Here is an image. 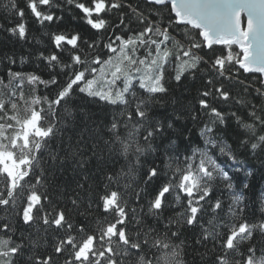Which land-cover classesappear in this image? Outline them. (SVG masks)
Listing matches in <instances>:
<instances>
[{
  "label": "snow or ice",
  "instance_id": "1",
  "mask_svg": "<svg viewBox=\"0 0 264 264\" xmlns=\"http://www.w3.org/2000/svg\"><path fill=\"white\" fill-rule=\"evenodd\" d=\"M0 13V264H264V0Z\"/></svg>",
  "mask_w": 264,
  "mask_h": 264
},
{
  "label": "trees",
  "instance_id": "2",
  "mask_svg": "<svg viewBox=\"0 0 264 264\" xmlns=\"http://www.w3.org/2000/svg\"><path fill=\"white\" fill-rule=\"evenodd\" d=\"M0 23H4L5 26H8L7 21H5V19L3 18V13H0ZM29 25L30 28L32 29V31L39 35V33L36 32V29L39 27L38 25H34L31 21H29ZM45 32L48 31V29L44 30ZM42 40V44L39 45L38 47L41 48H47L48 47V43L47 40L44 37H40ZM6 36L4 33H0V41L5 40ZM11 46V44H10ZM16 49L19 51L20 46L16 45L15 46ZM25 50H29V46L28 45H24L23 46ZM222 46H217V48H220ZM31 50H35L34 48H32ZM34 65H27L26 68L28 70H33L34 69ZM195 96V91L194 88H191L189 93L186 94V98L188 100H190L193 104V106L195 107V101L192 100V97ZM79 100V98H77ZM84 103H88L87 101H84ZM89 107L91 108L92 111H94L97 116H103L104 115V104L103 103H91L89 104ZM246 163L248 164V166L252 169V171L254 172V179L253 178H246L243 174H239L237 179L239 182H243L245 181V179L248 180V182H250V184L252 185V190L249 191L247 193L248 197H249V208L252 210H256L259 206L258 204V199L260 197V195L262 193H264V163H262V161L260 159H252L251 157L248 158V160L246 161ZM257 201V203H253L252 201Z\"/></svg>",
  "mask_w": 264,
  "mask_h": 264
}]
</instances>
